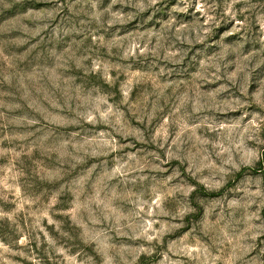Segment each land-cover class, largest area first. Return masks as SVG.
<instances>
[{"label": "clouds", "instance_id": "1", "mask_svg": "<svg viewBox=\"0 0 264 264\" xmlns=\"http://www.w3.org/2000/svg\"><path fill=\"white\" fill-rule=\"evenodd\" d=\"M0 264H264V0H0Z\"/></svg>", "mask_w": 264, "mask_h": 264}]
</instances>
